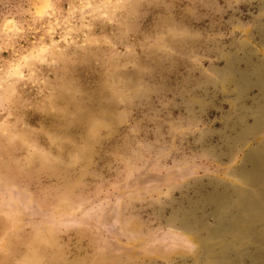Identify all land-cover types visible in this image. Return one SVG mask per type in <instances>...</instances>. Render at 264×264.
<instances>
[{
	"label": "rangeland",
	"instance_id": "rangeland-1",
	"mask_svg": "<svg viewBox=\"0 0 264 264\" xmlns=\"http://www.w3.org/2000/svg\"><path fill=\"white\" fill-rule=\"evenodd\" d=\"M0 264H264V0H0Z\"/></svg>",
	"mask_w": 264,
	"mask_h": 264
}]
</instances>
